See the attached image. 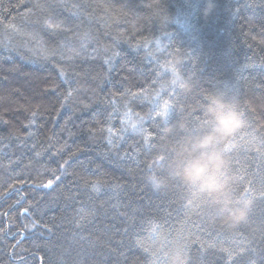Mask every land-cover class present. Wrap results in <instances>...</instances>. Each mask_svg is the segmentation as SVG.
Wrapping results in <instances>:
<instances>
[{"label": "trees", "instance_id": "16d2710c", "mask_svg": "<svg viewBox=\"0 0 264 264\" xmlns=\"http://www.w3.org/2000/svg\"><path fill=\"white\" fill-rule=\"evenodd\" d=\"M212 2L206 16L208 0H0V264H166L184 246L188 264H235L222 248H264V0ZM173 69L191 92L170 86ZM221 91L251 125L227 149L237 195L254 200L234 229L189 203L163 163L149 167ZM165 100L170 122L149 119ZM156 120L177 133L150 149Z\"/></svg>", "mask_w": 264, "mask_h": 264}, {"label": "clouds", "instance_id": "9594fccd", "mask_svg": "<svg viewBox=\"0 0 264 264\" xmlns=\"http://www.w3.org/2000/svg\"><path fill=\"white\" fill-rule=\"evenodd\" d=\"M215 5L208 0L204 10L210 15ZM170 86L185 93L194 85L178 71L173 72ZM205 122L189 131L181 124L185 134L173 137L169 145L171 158L168 162L169 175L186 188L189 201H198L210 209V218L218 220L222 227L234 229L247 222L254 200L237 195L239 177L232 171V158L225 145L242 129L248 120L235 98L224 92H213L206 97L203 106ZM177 125L163 128L165 137L177 133ZM166 264H187V254L182 247L164 253Z\"/></svg>", "mask_w": 264, "mask_h": 264}, {"label": "snow or ice", "instance_id": "6c2138e0", "mask_svg": "<svg viewBox=\"0 0 264 264\" xmlns=\"http://www.w3.org/2000/svg\"><path fill=\"white\" fill-rule=\"evenodd\" d=\"M38 7V5H37ZM44 25L48 28V29H52V30H60L62 28V25L60 23H56L54 22L51 18L46 19L43 21ZM15 31H19V29L15 28V25L11 26ZM56 53L53 52V55H55ZM60 55L63 57V53H60ZM118 55V53H117ZM69 59L71 57H68ZM109 71H111V69H109ZM173 72H175V69H173ZM61 76H64V72L61 70L60 72ZM65 83L69 84V88L71 89V82L70 81H65ZM167 94V93H166ZM72 95V91L69 90L67 92V96H71ZM131 97L132 99H143L144 95L142 93H136V92H132L131 93ZM170 110L172 112L175 111V108L173 106V104H171L169 101L165 100L163 103V108L160 111H156V109H153L151 112L148 113V118L149 119H155V117H164L165 121L164 123H168L170 122ZM153 113L155 115H153ZM36 113L33 112L32 116H35ZM138 115V114H137ZM141 119H143V117H141ZM156 125H157V132H156V137H153L152 133H146L144 136V139L146 141L148 140H153L155 139V142L150 144V149H155L156 148V144L159 141H162L164 139L165 134L163 133V124L161 123V121L156 120ZM248 127H251V125L249 124ZM132 129L135 130L136 129V125L133 124L132 125ZM122 131H127V129H122ZM108 132L110 135L113 134V130L111 128L108 129ZM246 135V133L244 132V129H242L240 132H238L234 137H232V139L230 141H228L225 145V149H230L232 147H234L233 141L236 139V136H239L241 139H243V136ZM113 140L109 139V144H112ZM261 144L264 145V140L261 141ZM257 152H261L260 148L256 149ZM264 154V153H262ZM127 155V154H125ZM168 157L164 154H157V156L155 157V159L152 160L151 165H149V167H153L154 165H156L158 162L163 163L166 167H168ZM68 160H64L63 163H61L59 165V170H63L64 166L66 164H68ZM54 175V180L55 181H59L61 179L60 175H56L55 173ZM161 175H163V172L161 173ZM54 180L53 179H49L47 184L42 185L45 188H52L53 184H54ZM150 180L152 182V184L156 187H159V183L160 181L157 179V177L155 176V174H153L150 177ZM93 190L94 191H98V188L96 186V184L92 185ZM115 187H120L119 185H116ZM113 191H115V189L113 188ZM246 191H252V189H246ZM259 196L260 198L264 199V186L261 187L260 191H259ZM191 203V202H189ZM29 211V209L24 208L23 212L21 214L27 213ZM135 222V216L132 215L129 217V223L133 224ZM33 226L35 227V223L33 224ZM78 227L80 226L79 224L77 225ZM44 227H47V225H45ZM50 231V229H49ZM125 231H127V229H125ZM261 240L262 242H264V234H262L261 236ZM253 241H249V243H252ZM139 243V241H138ZM209 247H215V245H209ZM185 251H186V246L182 247ZM144 251L146 253H149L152 257H155L157 255L156 252L151 251L149 248L145 247ZM221 251L228 253V260L235 262V264H257V259H260L262 261H264V248H257V247H250V248H243L241 247L239 249V251H236L235 255H233V252L231 250H229L228 248H222ZM237 257H239V260L237 261ZM43 259V258H41ZM151 264H156V260L152 259L151 260ZM187 264H188V260H187Z\"/></svg>", "mask_w": 264, "mask_h": 264}]
</instances>
